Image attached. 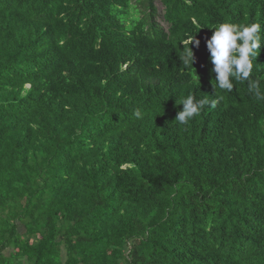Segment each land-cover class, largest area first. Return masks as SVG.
Returning a JSON list of instances; mask_svg holds the SVG:
<instances>
[{
	"label": "trees",
	"instance_id": "1",
	"mask_svg": "<svg viewBox=\"0 0 264 264\" xmlns=\"http://www.w3.org/2000/svg\"><path fill=\"white\" fill-rule=\"evenodd\" d=\"M158 1L0 0V264H264V101L205 43L264 0Z\"/></svg>",
	"mask_w": 264,
	"mask_h": 264
},
{
	"label": "clouds",
	"instance_id": "2",
	"mask_svg": "<svg viewBox=\"0 0 264 264\" xmlns=\"http://www.w3.org/2000/svg\"><path fill=\"white\" fill-rule=\"evenodd\" d=\"M262 28L259 23L236 24L232 22H221L212 29V35L205 37L206 48L210 54L212 65L211 73L214 74L215 88L231 92L234 82H247L248 91L258 101H264V88L259 79H252L254 62L259 67L257 58L260 49L264 46V37L261 35ZM196 37V36H195ZM189 36L183 48L181 62L184 66L192 68L195 63L194 53L190 45L199 47L200 41ZM213 87V86H212ZM215 88L214 94L215 95ZM224 97L216 96L209 99L205 96L197 99L193 94L182 98L180 105L182 110L178 111L175 121L180 125H187L193 118L199 116L205 106L215 107ZM137 119L142 118L140 111L135 112Z\"/></svg>",
	"mask_w": 264,
	"mask_h": 264
},
{
	"label": "rangeland",
	"instance_id": "3",
	"mask_svg": "<svg viewBox=\"0 0 264 264\" xmlns=\"http://www.w3.org/2000/svg\"><path fill=\"white\" fill-rule=\"evenodd\" d=\"M155 5H156V8H157V11H158V14H159L158 22L161 23V24L165 27V29H167V25H166V24H163V22L161 21V16H162V14H163V10H164V9H163V7L160 5V3H159L158 0H156ZM20 231H22V228H21V227H20ZM5 255H7V251H6Z\"/></svg>",
	"mask_w": 264,
	"mask_h": 264
}]
</instances>
